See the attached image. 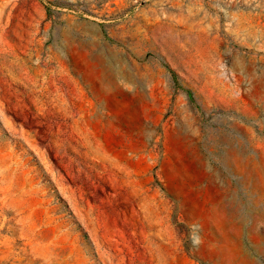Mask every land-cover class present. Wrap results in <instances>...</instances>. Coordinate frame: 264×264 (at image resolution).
Returning <instances> with one entry per match:
<instances>
[{"label":"rangeland","instance_id":"rangeland-1","mask_svg":"<svg viewBox=\"0 0 264 264\" xmlns=\"http://www.w3.org/2000/svg\"><path fill=\"white\" fill-rule=\"evenodd\" d=\"M0 264H264V0H0Z\"/></svg>","mask_w":264,"mask_h":264},{"label":"trees","instance_id":"trees-1","mask_svg":"<svg viewBox=\"0 0 264 264\" xmlns=\"http://www.w3.org/2000/svg\"><path fill=\"white\" fill-rule=\"evenodd\" d=\"M173 77H174V80L178 86V76L176 74H174ZM188 93H189V97L191 98V100H193L192 92L189 91Z\"/></svg>","mask_w":264,"mask_h":264}]
</instances>
